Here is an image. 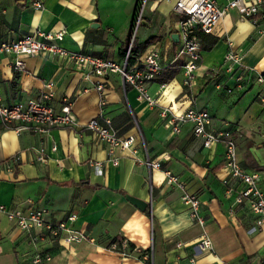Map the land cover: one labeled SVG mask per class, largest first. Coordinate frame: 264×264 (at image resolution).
<instances>
[{"label":"crops","instance_id":"crops-1","mask_svg":"<svg viewBox=\"0 0 264 264\" xmlns=\"http://www.w3.org/2000/svg\"><path fill=\"white\" fill-rule=\"evenodd\" d=\"M34 1L40 8L32 7ZM173 1L149 0L140 21L149 31L143 30L132 44L133 62L151 47L158 51L161 68L146 87L155 104L148 107L136 99L134 90L122 85L115 73L102 80V114L118 136L134 138L126 150L107 152L106 144L82 126L98 114L91 86L97 78H85L83 68L55 55L23 56V70H15L13 57L0 54V103L35 98L49 81L47 104L56 111L60 98H68L76 120L73 128L51 126L17 133L0 123V205L42 209L44 220L52 222L74 214L69 226L91 239L64 244L46 232L34 237L0 213V264H33L36 254L48 257L39 264H264V228L253 226L245 203L233 204V194L226 195L220 183L221 145L202 147L188 123L174 135L168 125L170 114L187 107L205 110L212 129L230 131L240 166L259 174L258 186L264 191V149H259L264 145V105L258 97L260 85L254 83L264 67V21L253 24L228 10L209 34H198L197 68L190 83L182 85L183 59L174 56L177 42L169 37L176 32ZM224 1L216 0L219 6ZM99 26L94 0H0V40L63 29L58 44L64 49L117 62L129 39L128 27L113 35ZM227 41L247 69L243 89L230 93L225 89L232 87V79L221 65ZM255 85L258 88L249 95ZM163 108L169 111L164 117L159 115ZM255 140L263 143L255 147L251 143ZM145 157L158 161L159 167L147 168ZM163 170L177 177L183 191L196 196L202 226L190 218L188 206L179 200L180 190L165 183ZM125 194L150 204V212L147 205L137 210ZM202 232L211 251L196 246ZM119 238L127 240L126 255L108 249Z\"/></svg>","mask_w":264,"mask_h":264},{"label":"built area","instance_id":"built-area-1","mask_svg":"<svg viewBox=\"0 0 264 264\" xmlns=\"http://www.w3.org/2000/svg\"><path fill=\"white\" fill-rule=\"evenodd\" d=\"M144 2L145 0L138 2L129 39L119 62L64 49L58 44L64 34L63 29L35 31L15 39L0 40V54L13 57L12 68L15 70H23V62L20 59L23 56L49 54L63 57L77 67L83 68L85 78L88 76L97 78L91 86L97 94L98 114L96 117L88 119L82 126L94 133L98 140L105 143L109 153L114 148L128 149L134 138L131 135L118 136L111 126L110 119L101 112L105 103L103 97L104 83L102 81L104 76L109 73L117 74L122 85L126 84L134 90L136 99L148 107L155 104V98L147 93L146 87L161 68L158 62V51L155 47H151L137 62L131 61L130 52L132 33L139 21L141 6ZM31 5L34 8H40L38 1L32 2ZM231 9L235 10L241 18L253 24H257L260 20L264 21V0H225L222 6H219L216 0L173 1L171 10L177 15L175 32L177 34V48L174 56L183 59L181 63L182 85L190 83L197 68L199 60L198 34H209L221 16ZM230 45L231 43L227 41L228 49L223 54L221 63L223 71L232 79V87L226 88V93H230L232 89L241 91L247 72V69L240 65V55L230 49ZM254 83L260 85L258 97L260 103L264 105V67L261 72L255 74ZM51 87L52 83L46 81L41 85L35 98L11 104L0 103V123L5 127L12 128L16 133L30 129L43 131L46 127L51 126L73 128L76 125V120L71 112V103L68 98H60L56 111L47 104L51 95ZM161 87L162 84H159V88ZM168 113V108H163L159 115L164 117ZM131 119L133 124H136L133 116ZM183 123L189 124L191 135L200 139L202 147L209 148L214 144L221 145V169L224 176L220 179V183L224 186V193L226 195L233 194V204L244 202L247 210L253 215V226L264 228V191L258 186L259 174L256 171H246L240 166L237 160L235 140L230 131L212 129L209 126L208 113L205 110H197L191 107H187L178 114H170L168 118L170 134H177L179 126ZM38 151L40 152L41 149ZM111 163L115 164L116 160L112 158ZM143 164L147 168L159 167L158 161L149 160L147 157L143 160ZM93 165L97 167L99 163L94 162ZM163 174L166 184H171L180 190L179 200L188 206L190 218L202 226L203 220L197 213L198 200L196 196L183 191L177 177L168 170H163ZM235 184L238 186L235 187ZM147 208L149 211L150 204L147 205ZM0 213L4 215L6 220L12 221L18 230L27 233L32 232L34 237L46 232L50 236L58 237L64 244L77 243L83 240L91 241L84 235L83 231L69 226L74 219V214L67 215L64 220L52 222L44 220V210L38 208L27 207L21 210L0 205ZM148 219L150 221V216ZM126 245L127 240L119 238L118 241L110 243L108 249L117 251L120 255H126L124 251ZM196 246L200 251L212 250L211 242L204 232L200 234ZM136 248L133 247V249ZM150 249L149 233L146 250ZM42 259L47 260L48 257L36 254L32 258V263L39 264ZM189 261L193 262L192 259ZM222 264L232 263L225 262Z\"/></svg>","mask_w":264,"mask_h":264},{"label":"rangeland","instance_id":"rangeland-1","mask_svg":"<svg viewBox=\"0 0 264 264\" xmlns=\"http://www.w3.org/2000/svg\"><path fill=\"white\" fill-rule=\"evenodd\" d=\"M139 0H94L95 9L98 16L99 28L102 30L107 29L112 31L113 35H117L118 33H122L126 27H128V36L131 31V26L133 24V15L135 10L137 9ZM149 0H145V2L141 6L139 21L136 24L133 33L132 40L134 43L140 39L141 33L143 30L149 31L148 27L141 26V18L144 13L145 7L147 6ZM177 18V15L172 12L171 13V21H174ZM128 23L129 26H128ZM103 33V31H101ZM142 52V49L140 50ZM119 62V60L117 61ZM258 88L257 85L253 87V89L245 91L248 92L249 95L253 94L255 90ZM253 145L256 147L257 144L263 143L262 141L255 140L252 141ZM259 149L263 150L264 145L260 146Z\"/></svg>","mask_w":264,"mask_h":264},{"label":"water","instance_id":"water-1","mask_svg":"<svg viewBox=\"0 0 264 264\" xmlns=\"http://www.w3.org/2000/svg\"><path fill=\"white\" fill-rule=\"evenodd\" d=\"M96 26H97L96 24H93V27ZM169 37L172 42H177V34L175 32L171 33ZM124 198L128 203H130L139 211H143L147 205V203L144 200L129 196L127 194L124 195Z\"/></svg>","mask_w":264,"mask_h":264},{"label":"trees","instance_id":"trees-1","mask_svg":"<svg viewBox=\"0 0 264 264\" xmlns=\"http://www.w3.org/2000/svg\"><path fill=\"white\" fill-rule=\"evenodd\" d=\"M153 37H150V38H148V39H146L145 40V44H147V43H149V41H151L150 39H152ZM133 40L131 41V43H130V52H134V48L132 47L133 45ZM146 210V209H145Z\"/></svg>","mask_w":264,"mask_h":264}]
</instances>
